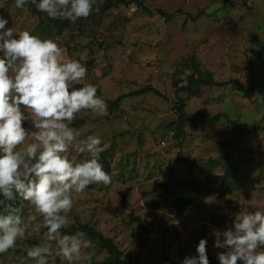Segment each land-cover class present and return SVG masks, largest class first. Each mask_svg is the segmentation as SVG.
Here are the masks:
<instances>
[{
    "label": "rangeland",
    "instance_id": "rangeland-1",
    "mask_svg": "<svg viewBox=\"0 0 264 264\" xmlns=\"http://www.w3.org/2000/svg\"><path fill=\"white\" fill-rule=\"evenodd\" d=\"M139 1L143 8L133 2L95 9L93 21H72L59 36L53 30L46 37L65 57L92 62L90 72L74 85L94 84L106 100L145 87L160 93L127 95L109 118L86 109L74 116L71 123L80 120L75 128L80 138L101 137L111 182L73 193L65 227L88 224L112 238L124 257L141 264H181L205 238L209 264H219L216 253L226 249L213 246L214 232L230 228L239 211L264 207V131L240 135L243 127L264 128V56L253 58L256 94L250 99L231 86H201L192 94L176 93V88L187 85L191 73L247 87L246 52L264 43V0ZM104 2L95 0L93 6ZM0 17L6 18L5 27L38 35L40 20L27 3L17 8L14 0H0ZM179 101L195 120L183 122L176 136L174 105ZM22 126L34 130L29 121ZM69 152L78 160L84 155L74 147ZM228 165L232 176L225 174ZM175 176L200 184L197 201L179 214L159 195L160 184ZM21 204L22 216H35L25 238L16 242L24 250L26 242L44 239L46 227L26 201ZM130 214L140 218L142 227ZM17 260L13 252L0 256V264ZM48 264L66 262L53 255Z\"/></svg>",
    "mask_w": 264,
    "mask_h": 264
},
{
    "label": "clouds",
    "instance_id": "clouds-1",
    "mask_svg": "<svg viewBox=\"0 0 264 264\" xmlns=\"http://www.w3.org/2000/svg\"><path fill=\"white\" fill-rule=\"evenodd\" d=\"M23 8L26 0H14ZM36 9L50 18L75 21L87 17L95 0H32ZM0 17V253L14 249L25 238L28 222L35 216H22L20 206H12L14 193L26 201L30 210L42 216L44 239L25 245L18 264H48L50 256L66 264L81 261L91 264L92 241L77 230L71 234L60 229L68 221L73 193L90 184L108 185L111 177L99 162L103 151L101 137L91 134L80 138L71 126L82 109L107 115L105 100L97 87L83 80L86 66L67 58L57 43L28 30L5 27ZM29 121V131L22 122ZM27 137L30 142L21 145ZM70 147L84 154L79 160ZM213 246L219 264H264V207L239 211L232 226L214 232ZM206 239L195 245V255L185 256L181 264H209Z\"/></svg>",
    "mask_w": 264,
    "mask_h": 264
},
{
    "label": "trees",
    "instance_id": "trees-1",
    "mask_svg": "<svg viewBox=\"0 0 264 264\" xmlns=\"http://www.w3.org/2000/svg\"><path fill=\"white\" fill-rule=\"evenodd\" d=\"M135 2L137 6H140L143 8L142 1L139 0H130V1H124V0H105V2L102 5H99L97 8L92 7V10L90 14L87 17H80L78 18V24H83L85 20L93 21L96 17L94 14L95 9L98 10H106L108 9L111 4H122L124 6H128L129 4ZM26 3L29 6L30 11L37 15V18L40 20L35 28V33L38 34L41 38L51 37L53 34V30L55 31L54 36H59L60 33L64 29H69L72 26V21H69L68 19H62V18H50L46 15V13L39 11L36 9L35 5L32 3V0H26ZM114 3V4H113ZM161 13V12H158ZM169 18V16H167ZM196 18H193L192 21H195ZM250 54V56H248ZM246 60H245V67H246V81L248 86L245 87L242 84H239L235 81H228V82H222L217 83L214 80H207V79H201V78H195L194 73H191L189 76H187V85L184 87H177V84H174V87L176 88L177 92H186L189 94H192L194 90H197L201 86H231L233 90H235L237 93L241 95L244 99H250L256 94V83H255V76H254V66H253V58L261 59L264 56V43L258 44V48L251 49L248 52H246ZM183 63V62H182ZM181 63V64H182ZM92 65V62H85L86 66V74L90 72V66ZM184 65V64H182ZM193 67V66H192ZM80 85H74V87H80ZM144 92H153L156 95L160 96V93L153 88L145 87L142 89H139L137 92H132L129 94H123L120 95L115 100H105L107 104V115H104L105 118H109L113 114L114 111H117L118 105L122 98L125 96H135L138 93H144ZM97 95L100 96V92L97 89ZM166 99V98H165ZM174 108L176 109V112L178 114L176 123L174 125L175 129V135H179V130L181 127V124L185 121H193L195 120V116H188L184 113V103L179 101L176 102L174 105ZM207 118L211 119H217V116L215 117H209ZM79 121H75L71 123V126L73 128L78 127ZM239 130L240 128L237 127ZM259 131H264V128L259 126H253L250 128H244L240 129V135L245 136L246 134H252ZM107 150H104L99 155V162L103 165L104 170L111 175V168L109 165V162L106 157ZM231 171V168L226 167L225 168V174L229 176V173ZM230 176L231 173H230ZM95 185H104L103 183L99 184H90L89 187H93ZM200 190V184L198 181L193 179L192 177H182V176H175V177H169L164 182L160 184V197H163L164 202L166 205H170L171 209L175 211L176 213H181L185 207H188L189 205H192L197 201V196ZM15 199V200H14ZM14 201L12 200H5V203L11 204L12 206H20L23 202L21 198L18 196H15L14 193ZM130 219L137 222L142 227V221L138 216H134L130 214ZM77 230L83 231L86 236L92 241L93 247L90 249V251L93 252V255H95L96 259L92 260V264H141L138 262V260H133L128 257H124L121 250L119 249V246L117 243L110 237L104 236L101 232L95 230L93 227L89 226L88 224H78L77 226H63L60 231L62 233H68L71 234ZM26 245H30L26 242ZM262 250H264V247H260ZM14 253L17 255V259L19 256L25 254L24 250L18 249V247H15L14 249H9L5 253ZM3 253H0V256ZM98 255H101V257L98 258ZM15 264H18V260Z\"/></svg>",
    "mask_w": 264,
    "mask_h": 264
}]
</instances>
